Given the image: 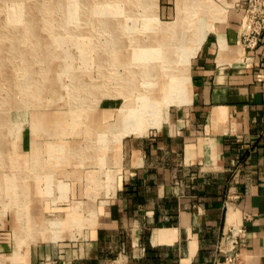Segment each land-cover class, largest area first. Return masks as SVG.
<instances>
[{
    "label": "rangeland",
    "instance_id": "rangeland-1",
    "mask_svg": "<svg viewBox=\"0 0 264 264\" xmlns=\"http://www.w3.org/2000/svg\"><path fill=\"white\" fill-rule=\"evenodd\" d=\"M233 4L0 0V264H25L34 240L77 241L96 226L119 183L121 142L188 102L182 58Z\"/></svg>",
    "mask_w": 264,
    "mask_h": 264
},
{
    "label": "crops",
    "instance_id": "crops-1",
    "mask_svg": "<svg viewBox=\"0 0 264 264\" xmlns=\"http://www.w3.org/2000/svg\"><path fill=\"white\" fill-rule=\"evenodd\" d=\"M231 1L191 58L188 102L161 129L121 142L119 183L96 226L77 241H32L25 264H215L234 223L246 233L244 264H264V30L245 48L247 0Z\"/></svg>",
    "mask_w": 264,
    "mask_h": 264
},
{
    "label": "built area",
    "instance_id": "built-area-1",
    "mask_svg": "<svg viewBox=\"0 0 264 264\" xmlns=\"http://www.w3.org/2000/svg\"><path fill=\"white\" fill-rule=\"evenodd\" d=\"M243 34L244 47L254 48L264 30V0H247L244 9ZM238 198L236 191L227 197L225 205ZM243 226L232 224L219 248L220 259L215 264H244L243 251L246 248V235Z\"/></svg>",
    "mask_w": 264,
    "mask_h": 264
},
{
    "label": "bare ground",
    "instance_id": "bare-ground-1",
    "mask_svg": "<svg viewBox=\"0 0 264 264\" xmlns=\"http://www.w3.org/2000/svg\"><path fill=\"white\" fill-rule=\"evenodd\" d=\"M39 9V8H38ZM14 16V15H13ZM16 16V15H15ZM243 30H244V28H243ZM245 32V31H244ZM205 36H206V34L204 35V34H201V36H200V38L197 40V42H196V44H195V46L193 47V52L190 54V58H188L187 57V59H186V57L185 58H182V61H181V65L183 66L182 68H181V70H182V78H183V83H182V86H181V89L184 91V92H186V91H188V86H189V83H188V71H189V60L196 54V52L198 51V49L200 48V46H201V44H202V42L204 41V39H205ZM181 53V52H180ZM169 54H171L170 52H169ZM180 59H181V55H180ZM187 101V100H186ZM186 104V103H185ZM153 109V106H149V110H152ZM77 110V109H76ZM75 110V112H72V114L76 117V116H78V112ZM144 115H142V117H150L151 115H152V113H151V111H143L142 112ZM148 113V114H147ZM130 116H131V118L133 117L132 115V113L130 112ZM43 116H45V115H43ZM33 118H34V116H33ZM38 118V117H37ZM136 118V119H135ZM75 119V118H74ZM73 119V120H74ZM137 119H139V121H140V118H139V116H135V117H133V120H135V122H138L137 121ZM34 120V119H33ZM150 119L148 118V121H149ZM73 124H74V121L72 122ZM130 123V121L128 122V124ZM136 124V123H135ZM45 125V124H44ZM48 125V124H47ZM138 125V124H137ZM37 128H39V129H43V127L40 125V124H38L37 126H36ZM73 126H71V128H72ZM152 127V125H150V128ZM129 129V128H128ZM130 130V129H129ZM142 131V129L141 128H135L134 130H133V132L135 133L136 132V134H139V133H142L141 132ZM73 151V150H72Z\"/></svg>",
    "mask_w": 264,
    "mask_h": 264
}]
</instances>
